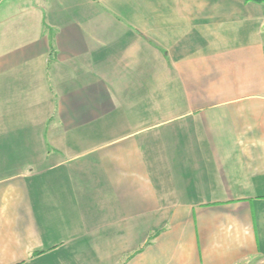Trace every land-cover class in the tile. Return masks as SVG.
<instances>
[{"label":"crops","instance_id":"1","mask_svg":"<svg viewBox=\"0 0 264 264\" xmlns=\"http://www.w3.org/2000/svg\"><path fill=\"white\" fill-rule=\"evenodd\" d=\"M264 3L0 0V264L264 262Z\"/></svg>","mask_w":264,"mask_h":264},{"label":"rangeland","instance_id":"2","mask_svg":"<svg viewBox=\"0 0 264 264\" xmlns=\"http://www.w3.org/2000/svg\"><path fill=\"white\" fill-rule=\"evenodd\" d=\"M239 264H264V262L261 259H259L258 257H256V258L244 259Z\"/></svg>","mask_w":264,"mask_h":264},{"label":"trees","instance_id":"3","mask_svg":"<svg viewBox=\"0 0 264 264\" xmlns=\"http://www.w3.org/2000/svg\"><path fill=\"white\" fill-rule=\"evenodd\" d=\"M251 1H256V2L264 3V0H251ZM263 32H264V25H263Z\"/></svg>","mask_w":264,"mask_h":264}]
</instances>
